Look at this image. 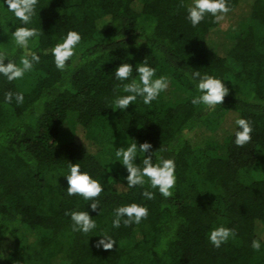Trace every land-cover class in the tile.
I'll use <instances>...</instances> for the list:
<instances>
[{
    "label": "trees",
    "instance_id": "16d2710c",
    "mask_svg": "<svg viewBox=\"0 0 264 264\" xmlns=\"http://www.w3.org/2000/svg\"><path fill=\"white\" fill-rule=\"evenodd\" d=\"M190 2L38 0L30 26L40 35L30 47L40 62L16 81L0 75V247L6 252L0 264H264V247H251L255 238L264 244V0H229L230 12L247 10L228 36L213 33L219 24L210 17L193 27L186 20ZM13 21L0 9V52L19 63L24 52L10 40L19 24ZM69 29L82 41L61 71L44 52ZM144 59L189 95L170 103L161 94L150 106L138 99L125 112L112 109L119 83L112 71L124 60L135 66ZM193 70L219 76L229 88L215 108L226 111L215 128L207 122L213 110L190 102L197 94ZM7 91L22 92L23 102L5 103ZM70 114L73 136L60 141ZM238 117L253 126L243 147L233 142ZM127 137L150 141L153 159L161 147V155L175 159L171 197L146 184L155 197L145 199L140 186L127 188L116 157L109 165L99 158L102 150L127 146ZM70 161L105 181L96 210L64 194L61 174ZM133 201L145 204L148 216L114 228L113 209ZM68 210H88L95 232L73 231ZM220 224L236 237L215 248L207 233ZM102 231L116 240L113 248L96 247Z\"/></svg>",
    "mask_w": 264,
    "mask_h": 264
},
{
    "label": "clouds",
    "instance_id": "9594fccd",
    "mask_svg": "<svg viewBox=\"0 0 264 264\" xmlns=\"http://www.w3.org/2000/svg\"><path fill=\"white\" fill-rule=\"evenodd\" d=\"M38 0H0V9L6 13H11L18 21L15 31L10 32V40L22 49L24 54L20 57L19 63L9 58L6 52H0V75L7 81H16L24 77L31 71L34 64L39 63L41 56L37 51L30 47L34 38L40 33L35 27H31L32 19L37 12ZM186 20L193 26H198L206 18H211L214 23L220 24L225 20L227 14L231 11L229 0H191L185 6ZM82 41L81 33L76 29H69L63 34L60 40L51 48L46 49L44 54L51 55L55 67L63 71L71 58L77 55L78 48ZM106 43V41H105ZM7 58L8 62H5ZM136 75H133V73ZM114 79L119 83L114 89V96L110 107L125 112L129 105L141 99L143 104L151 105L157 100L161 93L169 88L170 80L165 75L157 76V70L150 65L147 59L137 63L135 66L128 60L120 63L113 71ZM190 80L193 82L197 94L191 98V104L195 106H204L207 110H215L218 105H222L229 88L225 84V79L210 74L201 73L199 70H193L190 74ZM15 99L17 104L24 100L22 92L7 91L4 94V102L11 103ZM234 144L237 147L247 145L252 139L253 126L245 117L235 119ZM131 137V136H129ZM127 137V146L116 148V161L126 169L127 188L140 186L143 188L141 195L152 200L155 197L154 191L157 190L161 196L168 198L173 195V189L176 185V161L172 157L161 155L162 147L153 153L150 151L153 145L150 141L138 142L136 139L130 141ZM139 157V163L137 158ZM83 169V170H82ZM67 181L66 192L68 197L79 196L85 201H89L92 210H96L100 204L97 199L105 191V181L96 177L91 171L82 168L79 162L70 163L67 171L61 174ZM148 188H144L145 185ZM102 209L100 210V214ZM112 226L119 228L121 223L125 226L139 224L149 214L148 207L143 203L129 202L120 204L113 209ZM70 217L73 231L84 234L93 233L97 229V221L88 210H68L65 213ZM99 214V215H100ZM99 236L96 241L97 248L105 250L113 248L116 240L107 232L95 234ZM236 237L234 228L220 224L212 227L207 233L209 243L215 248H220L230 239ZM252 249L259 251L264 244L261 238H255L251 242ZM6 252L0 247V258H5ZM19 264V262H14Z\"/></svg>",
    "mask_w": 264,
    "mask_h": 264
},
{
    "label": "rangeland",
    "instance_id": "374dc122",
    "mask_svg": "<svg viewBox=\"0 0 264 264\" xmlns=\"http://www.w3.org/2000/svg\"><path fill=\"white\" fill-rule=\"evenodd\" d=\"M247 9H244L242 11H238V12H229L225 18V20L222 22L223 27H221V25L219 24L214 30L213 33L215 35H219V36H228L230 33H232L235 28H237L241 22H243L244 20L242 19L244 16V12ZM159 76V75H157ZM169 78L170 80V84H169V88L166 92L161 93L163 98L170 102V103H174L177 102L179 100H183L185 99L188 95L189 92L187 90H185L184 88H182L177 81H175L172 76L170 75H165ZM225 110L221 109V108H217L211 112H209L208 116H207V122L209 124L210 127H217L220 122H222L224 120V114H225ZM75 116L70 114L67 119L65 120V122L63 123V125L61 126V130H60V136L59 139L60 141H68L72 138L73 133H74V128H75ZM118 148V147H116ZM116 148L115 147H109L105 150H102L99 153V158L106 163L107 165L111 164L114 160L115 156V152H116Z\"/></svg>",
    "mask_w": 264,
    "mask_h": 264
}]
</instances>
